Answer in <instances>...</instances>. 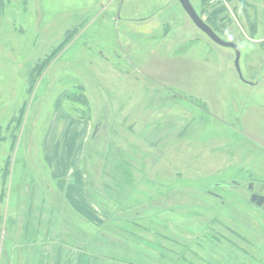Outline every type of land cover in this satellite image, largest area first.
Returning a JSON list of instances; mask_svg holds the SVG:
<instances>
[{"label":"rangeland","instance_id":"rangeland-1","mask_svg":"<svg viewBox=\"0 0 264 264\" xmlns=\"http://www.w3.org/2000/svg\"><path fill=\"white\" fill-rule=\"evenodd\" d=\"M189 2L240 76L178 0H0V264H264V0Z\"/></svg>","mask_w":264,"mask_h":264},{"label":"crops","instance_id":"crops-1","mask_svg":"<svg viewBox=\"0 0 264 264\" xmlns=\"http://www.w3.org/2000/svg\"><path fill=\"white\" fill-rule=\"evenodd\" d=\"M89 205L93 208V210L90 209L88 214L86 213V209L83 207H75L72 204H70V207L74 212L80 215L84 221H93L96 224L95 226L102 225V222L105 220L102 219V216H99L100 214L93 204L90 203ZM55 239H57L58 242L51 240L43 246L35 247L34 249H32L29 245V247H27V252H22V260L24 261L23 264H95L97 261L91 254H86L82 244L78 246L70 242H65V237H55ZM52 247L54 248L53 250ZM48 248H50V250ZM99 261H102L101 258Z\"/></svg>","mask_w":264,"mask_h":264},{"label":"water","instance_id":"water-1","mask_svg":"<svg viewBox=\"0 0 264 264\" xmlns=\"http://www.w3.org/2000/svg\"><path fill=\"white\" fill-rule=\"evenodd\" d=\"M180 3L182 9L185 11V13L188 15L191 22L195 25L196 28H198L202 33H204L214 44L224 47V48H230L235 53V61H234V67L240 76V69H239V60H240V50L239 48L231 43V42H225L221 40L215 32L198 16L192 5L190 4L189 0H178ZM252 186L250 185L248 190L251 191ZM249 202L257 207L264 210V197L258 196L256 194H251L249 198Z\"/></svg>","mask_w":264,"mask_h":264},{"label":"trees","instance_id":"trees-1","mask_svg":"<svg viewBox=\"0 0 264 264\" xmlns=\"http://www.w3.org/2000/svg\"><path fill=\"white\" fill-rule=\"evenodd\" d=\"M250 204H251V203H250ZM251 205H252V204H251ZM100 231L102 232L103 236L109 235L108 232H106L104 228H102Z\"/></svg>","mask_w":264,"mask_h":264},{"label":"flooded vegetation","instance_id":"flooded-vegetation-1","mask_svg":"<svg viewBox=\"0 0 264 264\" xmlns=\"http://www.w3.org/2000/svg\"><path fill=\"white\" fill-rule=\"evenodd\" d=\"M252 190H253V188L251 189V192L253 193ZM252 193H251V194H252ZM253 194H256V193H253ZM256 195H258V194H256ZM258 196H262V197H264V195H258Z\"/></svg>","mask_w":264,"mask_h":264}]
</instances>
